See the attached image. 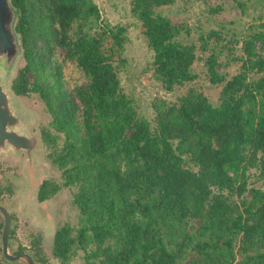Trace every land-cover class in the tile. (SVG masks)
Segmentation results:
<instances>
[{"label":"trees","instance_id":"16d2710c","mask_svg":"<svg viewBox=\"0 0 264 264\" xmlns=\"http://www.w3.org/2000/svg\"><path fill=\"white\" fill-rule=\"evenodd\" d=\"M12 1L26 61L13 90L48 107L44 143L79 210L76 228L57 229L53 254L64 264L79 250L76 264H264V18L222 73L219 30L191 39L160 11L176 0H132L149 68L167 90L183 88L174 102L155 98L149 119L121 82L127 26L106 22L96 0ZM58 46L85 78L72 89L52 60ZM197 63L221 86L217 104ZM253 176L260 184L249 187Z\"/></svg>","mask_w":264,"mask_h":264},{"label":"rangeland","instance_id":"374dc122","mask_svg":"<svg viewBox=\"0 0 264 264\" xmlns=\"http://www.w3.org/2000/svg\"><path fill=\"white\" fill-rule=\"evenodd\" d=\"M96 1L101 8L106 22L111 25L121 24L127 26L128 39L123 50L126 63L120 71L121 82L125 91L138 104L140 112L149 119H152L154 117L152 101L157 97H163L174 102L178 99L183 88L167 90L162 82L155 77L153 70L149 68L154 58V51L149 48L142 34L140 22L131 12L132 0ZM242 1L245 2V10L238 5V0H176L174 4L160 8V11L186 24L191 29V39H196L202 32L207 33L211 29L219 30L223 37L221 39V46H226V44L228 46H226L224 52L221 54L217 67L220 72L225 73L228 68L224 62L230 60L233 63L229 68L231 70L235 69L237 65L234 58L243 53L244 34L252 26L258 25L261 21L260 18H264V0ZM217 7L220 9L215 12L213 8ZM63 51L64 49L58 46L56 48V55L52 60H59L61 62V75L65 87L72 89L85 78L75 63L63 60ZM49 62L51 64V61ZM25 63L26 61L23 58L22 52L17 62L14 77L18 69L24 66ZM195 72L198 73L196 81L203 86L211 100L217 104L219 102L221 86L215 85L210 81L204 65L197 63ZM49 79L51 80V78ZM32 80H34V76H32ZM15 97L19 112L26 110L35 116L37 122L35 131L37 133L45 128L53 130L51 128L52 115L39 94L35 92L29 95L15 94ZM27 127L25 124L23 128L25 133V130L28 129ZM50 150L45 144L39 150L41 152L37 160L45 170L41 174L40 180L43 178L53 180L60 185L59 191L50 200L40 203L39 207L35 209L23 206L19 202V208L18 206L12 208L16 219L15 235L20 239L21 244L26 247L36 245L46 258L53 257L52 247L56 230L66 224L76 228L79 221V210L73 202L74 188L63 185L62 171L52 163L48 155ZM12 152L14 151L0 152V186L2 187L7 184L11 185V183L15 187L14 177L23 178L25 176L23 172V159L15 156ZM252 172V174H256L254 169ZM255 180L253 176L248 186L260 184V182ZM2 198L8 202L10 195L6 192ZM36 209L42 212L36 214ZM83 255L84 252L79 250L72 258L71 264L82 263L84 260ZM59 263L57 262V264Z\"/></svg>","mask_w":264,"mask_h":264},{"label":"water","instance_id":"95a60500","mask_svg":"<svg viewBox=\"0 0 264 264\" xmlns=\"http://www.w3.org/2000/svg\"><path fill=\"white\" fill-rule=\"evenodd\" d=\"M18 11L12 0H0V152L13 150L18 152L26 149L32 162V152L41 149L38 135L28 136L20 110L16 105L13 79L18 59L22 53L21 39L17 31ZM4 216L2 231L3 256L9 264L20 263L23 259L27 264H36L30 254L13 255L9 249V235L12 217L9 211L0 205ZM50 264V263H48Z\"/></svg>","mask_w":264,"mask_h":264},{"label":"flooded vegetation","instance_id":"af4514ba","mask_svg":"<svg viewBox=\"0 0 264 264\" xmlns=\"http://www.w3.org/2000/svg\"><path fill=\"white\" fill-rule=\"evenodd\" d=\"M21 117L23 118L22 120L28 126L25 130L27 135L30 137L32 135H38L42 145L44 143L43 139V130L37 133L36 130V125L37 122L35 120V116H33L29 111L26 110H21L20 112ZM32 129V130H31ZM41 151H36L34 150L32 152V162L30 161V158L28 157L26 149L20 150L18 152H12L15 156H18L19 158L23 159L24 161V166H23V172L24 175L23 178H19L18 176L14 177L15 181V187L11 183V185L7 184L6 186H0V205L5 207L7 211L11 214L12 217V226L10 229V239H9V249L13 255H18V254H24L28 253L33 257L34 261L36 264H57V262H60L59 264H63V262L56 257L53 254L52 258H46L42 255L41 251L36 245H32L30 247L23 246L21 244L20 239L15 235V216L12 212L13 207H20L18 205V202L23 205L27 206L30 208H36L39 207L40 203H43L45 201H48L52 198L53 195H55L58 190H55L54 192L51 191L50 187L47 188L46 183L52 182L55 183L53 180L49 178H43L40 180L41 174L45 171L44 168H42L39 164V161L37 160L38 156H40ZM22 179V180H20ZM8 193L10 195V198H8V202L5 201L2 196L4 193ZM22 207V206H21ZM42 211L39 209L35 210L36 214L41 213ZM4 227V216L3 213L0 211V244H1V256L2 259L4 260L5 264H9L7 259L3 257V250H2V231ZM57 232V230H56ZM55 232V234H56ZM54 234V238H55ZM54 243V240H53ZM52 252H53V247H52ZM15 264H27L26 261L23 259H20L19 262H15Z\"/></svg>","mask_w":264,"mask_h":264}]
</instances>
